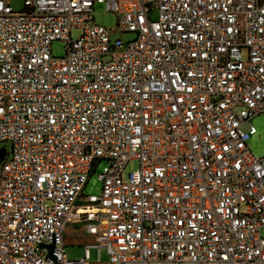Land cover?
<instances>
[{
    "label": "built area",
    "instance_id": "obj_1",
    "mask_svg": "<svg viewBox=\"0 0 264 264\" xmlns=\"http://www.w3.org/2000/svg\"><path fill=\"white\" fill-rule=\"evenodd\" d=\"M259 114L264 0H0V264H264Z\"/></svg>",
    "mask_w": 264,
    "mask_h": 264
},
{
    "label": "rangeland",
    "instance_id": "obj_2",
    "mask_svg": "<svg viewBox=\"0 0 264 264\" xmlns=\"http://www.w3.org/2000/svg\"><path fill=\"white\" fill-rule=\"evenodd\" d=\"M25 0H10L11 6L20 11L24 8ZM93 14L95 22L106 28L113 29L112 39L122 38L124 40L131 39L133 34L120 32L118 27V17L115 13L110 12L106 9L104 2H97L93 9ZM157 15L156 11L152 12L153 18ZM80 30H73L72 36L78 37L80 35ZM52 51L55 56H63L66 52L65 43L63 40H54L52 42ZM252 125V126H251ZM252 127L255 128V131L251 134L247 144L249 145L250 150L255 156L264 155V114H259L255 116L250 123H246L243 128L247 131H250ZM7 146L10 147L9 144ZM106 165V161H101L97 165L95 171H93L88 178L83 194L84 195H98L102 190V181L99 179V173L102 172L103 167ZM138 162L132 161L127 167V172L131 169L136 168ZM83 224L76 222H69L66 225L65 230V257L72 260H80L84 257V245L86 243H94V236L85 235L82 231ZM108 260V255L106 249H102L101 261L106 262ZM91 263L97 262V250L91 249Z\"/></svg>",
    "mask_w": 264,
    "mask_h": 264
},
{
    "label": "water",
    "instance_id": "obj_3",
    "mask_svg": "<svg viewBox=\"0 0 264 264\" xmlns=\"http://www.w3.org/2000/svg\"><path fill=\"white\" fill-rule=\"evenodd\" d=\"M50 248H51V250H53L54 245H50ZM51 256H53V255H52V252H51Z\"/></svg>",
    "mask_w": 264,
    "mask_h": 264
}]
</instances>
